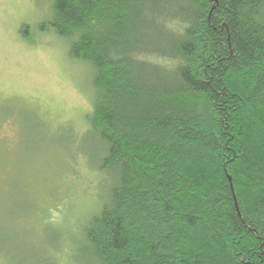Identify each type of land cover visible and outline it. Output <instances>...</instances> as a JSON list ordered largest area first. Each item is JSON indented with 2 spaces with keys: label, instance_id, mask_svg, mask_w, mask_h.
Here are the masks:
<instances>
[{
  "label": "trees",
  "instance_id": "trees-1",
  "mask_svg": "<svg viewBox=\"0 0 264 264\" xmlns=\"http://www.w3.org/2000/svg\"><path fill=\"white\" fill-rule=\"evenodd\" d=\"M49 29L92 72L83 262L264 264V0H52Z\"/></svg>",
  "mask_w": 264,
  "mask_h": 264
},
{
  "label": "rangeland",
  "instance_id": "rangeland-1",
  "mask_svg": "<svg viewBox=\"0 0 264 264\" xmlns=\"http://www.w3.org/2000/svg\"><path fill=\"white\" fill-rule=\"evenodd\" d=\"M51 1L0 0V264H86L78 236L107 195L92 72L40 30Z\"/></svg>",
  "mask_w": 264,
  "mask_h": 264
}]
</instances>
